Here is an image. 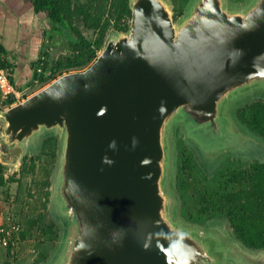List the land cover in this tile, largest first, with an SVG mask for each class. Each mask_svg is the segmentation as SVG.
<instances>
[{
	"label": "water",
	"instance_id": "1",
	"mask_svg": "<svg viewBox=\"0 0 264 264\" xmlns=\"http://www.w3.org/2000/svg\"><path fill=\"white\" fill-rule=\"evenodd\" d=\"M129 7L128 29L89 67L0 114L6 177L57 139L60 237L43 264H264L226 219H185L177 189L182 136L210 173L234 156L264 161V139L238 117L264 100V0H189L177 20L172 0ZM234 131L245 141L230 149L206 153L193 139L212 146Z\"/></svg>",
	"mask_w": 264,
	"mask_h": 264
},
{
	"label": "trees",
	"instance_id": "2",
	"mask_svg": "<svg viewBox=\"0 0 264 264\" xmlns=\"http://www.w3.org/2000/svg\"><path fill=\"white\" fill-rule=\"evenodd\" d=\"M38 13L46 15L52 24L54 35L62 36L68 44L65 54L50 58L45 52V58L37 62L31 86L42 88L64 73L80 71L89 67L104 47L107 31L112 26L119 30H127L130 22L119 24L123 16H130L129 0H117V4L108 3L111 0H31ZM187 1V0H182ZM116 5V6H115ZM114 11L116 16L107 13ZM183 8L175 12V18L183 13ZM106 16V17H105ZM114 23L112 24V21ZM53 38L50 39L52 41ZM1 67L7 70L4 62ZM10 78V75H9ZM12 83V82H11ZM14 99H11V102ZM238 117L249 129L264 139V101L255 100L238 110ZM184 140H180L177 189L182 202V216L190 222L204 224L212 219H226L236 236L252 249L264 250V162H252L238 159H227L217 171L208 172L197 160L193 151ZM57 139L46 138L40 154L48 155V160L54 166L57 157ZM37 156H26L20 170V176L14 174L6 178L3 165L0 163V185L8 181H20L25 174L34 172ZM49 162V163H50ZM45 166V180L42 188L50 195L51 175L53 167ZM213 173V174H212ZM44 212L37 217L26 220V228L18 220H9L2 225H20V230L13 234L16 243L28 238L33 231H39L44 244L59 240V226L48 216L46 200ZM21 233V235H20ZM20 235V236H19ZM17 236V237H16ZM11 242L7 251L11 252L15 244ZM46 247V246H45ZM44 252L33 264H41L47 260ZM5 264H15L6 262Z\"/></svg>",
	"mask_w": 264,
	"mask_h": 264
},
{
	"label": "rangeland",
	"instance_id": "3",
	"mask_svg": "<svg viewBox=\"0 0 264 264\" xmlns=\"http://www.w3.org/2000/svg\"><path fill=\"white\" fill-rule=\"evenodd\" d=\"M76 1V0H75ZM85 1V0H83ZM235 1H241L242 0H235ZM110 3L117 4V0H111L108 3V8L111 7ZM189 0L182 1V0H172V4L174 7V17L175 12L179 11L181 8L185 10L186 6L188 5ZM116 6V5H115ZM111 16H116L115 9L114 11H111L107 13ZM182 15V14H181ZM181 15L175 18L177 20ZM106 17V16H105ZM47 21V29L50 31V33L55 34L54 30L52 29V24L48 23ZM131 18L130 16H123L118 20L119 24H123L125 22H130ZM114 23V20L112 21V24ZM119 29H116L114 27H110L107 31V35L105 37V43L106 40L112 35L114 31H117ZM68 44L63 40L62 36L55 35V38L53 37L52 41L48 40L47 45H45L44 52L50 53V58H57L62 56L67 52ZM102 52V49L99 51V54ZM45 87V86H44ZM38 88V87H37ZM36 87H26L21 91V98L24 97L26 99L27 97L33 95L37 91H39L42 88L37 89ZM261 87L258 86L255 89H260ZM23 99V100H24ZM21 100V101H23ZM255 100H263V99H254ZM253 101L247 103L250 104ZM264 101V100H263ZM228 124L229 126H233L235 123H233L232 119L228 117ZM180 124V123H179ZM182 125V124H180ZM235 129V128H234ZM184 140L183 136L182 138L178 139L177 146H178V160H179V148H180V140ZM194 141L198 143L200 148L205 151L206 153L211 152L213 149H217L220 147V150L223 148L230 149L233 146L240 145L243 143L244 138L240 137V131L239 132H229L228 137L223 140L222 142H218L217 144H213L212 146L209 145L206 140L199 139L197 137H193ZM188 148L190 146L185 143ZM41 146L40 148L32 152L28 156H37L40 154ZM192 151V149L190 148ZM57 151H58V145H57ZM240 151V147H239ZM244 150H241L240 152H243ZM169 152V149H168ZM194 153V152H193ZM248 155H251V153H248ZM41 158L37 160L36 169L34 172H30L25 174L23 177H21L20 181H8L7 184L0 185V224H3L4 222H8L9 220H18L22 223V228H26V220L30 217H37L40 212H44L45 209L43 208V204L46 200V208L48 212V216L53 219L51 216L50 211V202H51V192H52V175H51V186H50V195H46V188H42V182L45 180V171L44 167L51 166V162L48 160L49 156L44 154L41 155ZM260 157H264V149L259 151ZM50 159V158H49ZM229 159V158H228ZM230 159H238L242 161H248L252 162L258 159L254 160H248L244 158H238L236 156L231 157ZM260 161V160H258ZM50 162V163H49ZM57 162V157L55 159V164L53 167V171L55 168ZM264 162V161H263ZM169 163V162H168ZM224 162L221 163V165ZM169 165V164H168ZM169 167V166H168ZM203 167V166H202ZM221 166H219L216 170H213L214 172L217 171ZM204 168V167H203ZM213 172V173H214ZM212 173V174H213ZM14 174H18L20 176V172H16ZM14 174H10L9 176H12ZM53 174V172H52ZM8 176V177H9ZM54 220V219H53ZM55 221V220H54ZM57 224V223H56ZM58 225V224H57ZM23 228V229H24ZM60 230V228H59ZM60 234V231H59ZM16 235V233H15ZM21 235V233H20ZM19 235V236H20ZM17 237V236H16ZM60 237V235H59ZM43 238L39 231H33L32 234H29L28 238H22L20 236V240L15 244L14 248L11 250V252L7 251V248H0V264H5L6 262L15 263V264H33L36 259H39L42 256V253L48 255L47 259L53 254L54 250L56 249L58 245V241H55L53 243H48L47 245L42 242ZM46 246V247H45ZM47 261V260H45ZM43 261L41 264L45 263Z\"/></svg>",
	"mask_w": 264,
	"mask_h": 264
},
{
	"label": "crops",
	"instance_id": "4",
	"mask_svg": "<svg viewBox=\"0 0 264 264\" xmlns=\"http://www.w3.org/2000/svg\"><path fill=\"white\" fill-rule=\"evenodd\" d=\"M45 18L48 20L36 12L31 0H0V50L5 55L10 80L20 94L24 88L32 87L36 64L45 58L48 40L55 38Z\"/></svg>",
	"mask_w": 264,
	"mask_h": 264
},
{
	"label": "built area",
	"instance_id": "5",
	"mask_svg": "<svg viewBox=\"0 0 264 264\" xmlns=\"http://www.w3.org/2000/svg\"><path fill=\"white\" fill-rule=\"evenodd\" d=\"M4 61L5 55L0 50V64ZM11 99L14 100L11 102ZM21 100V94L11 83L7 70L0 66V114ZM19 230V224H10L8 227L0 224V248L9 246V244L15 240L13 239V234ZM13 244H16V241H14Z\"/></svg>",
	"mask_w": 264,
	"mask_h": 264
},
{
	"label": "flooded vegetation",
	"instance_id": "6",
	"mask_svg": "<svg viewBox=\"0 0 264 264\" xmlns=\"http://www.w3.org/2000/svg\"><path fill=\"white\" fill-rule=\"evenodd\" d=\"M5 172V171H4ZM5 174V173H4ZM5 176H6V174H5ZM6 178H8V177H6Z\"/></svg>",
	"mask_w": 264,
	"mask_h": 264
}]
</instances>
